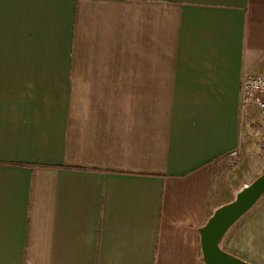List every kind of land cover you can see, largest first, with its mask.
Returning <instances> with one entry per match:
<instances>
[{
    "label": "crops",
    "instance_id": "obj_1",
    "mask_svg": "<svg viewBox=\"0 0 264 264\" xmlns=\"http://www.w3.org/2000/svg\"><path fill=\"white\" fill-rule=\"evenodd\" d=\"M257 73L264 0H0V264H205ZM221 247L264 264V196Z\"/></svg>",
    "mask_w": 264,
    "mask_h": 264
},
{
    "label": "water",
    "instance_id": "obj_2",
    "mask_svg": "<svg viewBox=\"0 0 264 264\" xmlns=\"http://www.w3.org/2000/svg\"><path fill=\"white\" fill-rule=\"evenodd\" d=\"M264 196V172L243 187L235 198L215 210L200 229L205 264H252L221 247L228 230Z\"/></svg>",
    "mask_w": 264,
    "mask_h": 264
},
{
    "label": "built area",
    "instance_id": "obj_3",
    "mask_svg": "<svg viewBox=\"0 0 264 264\" xmlns=\"http://www.w3.org/2000/svg\"><path fill=\"white\" fill-rule=\"evenodd\" d=\"M242 102L244 106L256 104L260 108L261 117V147L264 154V74H249L242 83ZM236 151L231 153L235 156Z\"/></svg>",
    "mask_w": 264,
    "mask_h": 264
},
{
    "label": "rangeland",
    "instance_id": "obj_4",
    "mask_svg": "<svg viewBox=\"0 0 264 264\" xmlns=\"http://www.w3.org/2000/svg\"><path fill=\"white\" fill-rule=\"evenodd\" d=\"M235 160L231 159L229 164L234 163ZM258 164H260V161H252V162H248L247 164L243 165L242 167H240L239 169H237V171L233 174L237 181H249L250 182V177L248 174L251 173V171L253 170V167H256ZM248 182V183H249Z\"/></svg>",
    "mask_w": 264,
    "mask_h": 264
}]
</instances>
